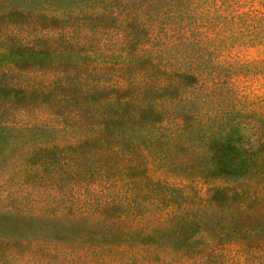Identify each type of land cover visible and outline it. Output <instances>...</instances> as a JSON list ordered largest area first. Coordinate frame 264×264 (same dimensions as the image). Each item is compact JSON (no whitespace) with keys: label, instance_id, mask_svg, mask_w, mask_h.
Returning <instances> with one entry per match:
<instances>
[{"label":"trees","instance_id":"trees-1","mask_svg":"<svg viewBox=\"0 0 264 264\" xmlns=\"http://www.w3.org/2000/svg\"><path fill=\"white\" fill-rule=\"evenodd\" d=\"M0 264H264V0H0Z\"/></svg>","mask_w":264,"mask_h":264}]
</instances>
